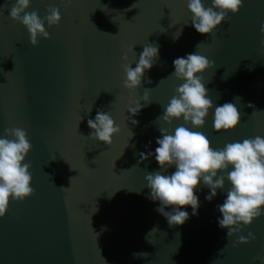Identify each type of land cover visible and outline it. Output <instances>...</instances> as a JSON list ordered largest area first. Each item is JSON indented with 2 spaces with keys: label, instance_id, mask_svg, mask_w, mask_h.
Segmentation results:
<instances>
[{
  "label": "water",
  "instance_id": "obj_1",
  "mask_svg": "<svg viewBox=\"0 0 264 264\" xmlns=\"http://www.w3.org/2000/svg\"><path fill=\"white\" fill-rule=\"evenodd\" d=\"M14 3L0 0V136L11 127L27 131L34 195L10 201L0 218V264H261L264 216L240 233L256 239L238 247L232 246L238 237L228 240L218 224V205L231 188L227 180L211 202L201 181L198 214L182 209L190 218L170 227L145 180L160 166L154 155L141 161L140 153H155L159 128L174 134L181 125L205 134L213 149L264 138V0H243L238 14L229 13L210 36L191 26L187 0H31L29 12L43 19L56 7L62 17L58 26L45 24L51 38L35 47L27 29L10 18ZM147 44L158 45L159 59L142 86L129 92L122 57L127 53L135 68ZM195 51L216 64L201 77L214 107L201 129L183 118L169 126L164 108L183 83L170 76L173 61ZM145 88H151L147 106ZM227 102L235 103L241 122L217 133L215 107ZM138 103L141 111L129 119ZM98 110L121 130L111 146L88 138L87 121ZM153 228L158 231L148 235Z\"/></svg>",
  "mask_w": 264,
  "mask_h": 264
},
{
  "label": "clouds",
  "instance_id": "obj_2",
  "mask_svg": "<svg viewBox=\"0 0 264 264\" xmlns=\"http://www.w3.org/2000/svg\"><path fill=\"white\" fill-rule=\"evenodd\" d=\"M60 2L63 4L64 0ZM187 5L192 14L191 26L197 33L210 36L218 26L229 21V13L238 14L243 7V0H211V5L207 7L202 0H187ZM30 6L31 0H15L10 9V18L27 29L30 43L35 47L40 38H51L45 24L48 27L58 26L62 17L59 8L49 7L42 19L38 11H28ZM181 32L182 29L174 38H178ZM260 32L264 35V24H261ZM201 44L196 46L197 49ZM261 47L264 48V40L261 41ZM130 51L136 54L133 48ZM158 59V45H144L135 68L125 53L122 57L125 73L123 87L129 92L139 89L145 73L152 69ZM173 65L175 70L170 76L183 83L176 88V94L164 108L162 119L171 126L173 121L183 118L185 124H190L194 129H201L205 126L209 110L214 107L213 102L208 99V91L201 77L207 70L214 69L216 64L195 51L186 57L176 58ZM147 82L151 84L150 79ZM150 91L151 88L144 90L143 106L152 102ZM248 106L254 107L251 104ZM141 108L139 103L137 107L129 108V119L136 116ZM131 122L133 125L138 123L134 119ZM240 122V112L235 103L227 102L215 107L214 130L217 133L231 132ZM87 123L92 130L88 138L110 146L113 137L121 131L111 115L102 110H98L95 119H89ZM159 131L161 136L156 140L158 147L155 153H140L141 161L154 155L160 166L159 171L145 175L146 186L150 189L149 198L153 202H159L156 211L167 220L170 227L182 226L190 218L188 212L182 209L191 207L192 215L198 214L200 202L195 192L199 189L201 181L203 186L210 189L205 199L211 202L217 196V191L224 189L227 180L231 188L223 204L218 205L222 215L218 224L227 229L228 240L233 236L238 237L232 242L233 247L254 241V233L248 232L247 237L240 233L256 219L264 216V138H246L242 142L228 143L223 149H213L205 134L192 131L183 125L176 127L174 134L164 128H159ZM31 149L28 133L23 128H8L4 135L0 136V218L8 211L10 201L23 202L25 198L34 195L31 187V165L25 163ZM172 167H175V171L170 175L166 174ZM229 168L232 170L228 171ZM154 231L158 229L153 228L148 235ZM133 256L140 258L145 254L133 253ZM256 259L264 264V256Z\"/></svg>",
  "mask_w": 264,
  "mask_h": 264
}]
</instances>
